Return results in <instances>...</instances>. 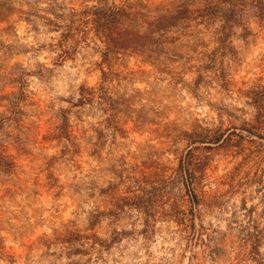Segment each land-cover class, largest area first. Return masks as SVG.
<instances>
[{
    "label": "rangeland",
    "instance_id": "1",
    "mask_svg": "<svg viewBox=\"0 0 264 264\" xmlns=\"http://www.w3.org/2000/svg\"><path fill=\"white\" fill-rule=\"evenodd\" d=\"M130 1L153 22L187 0ZM99 2L0 0V264H264V0H188L210 19L158 47L138 20L145 44L111 62L115 125L79 102L101 42L58 46Z\"/></svg>",
    "mask_w": 264,
    "mask_h": 264
},
{
    "label": "trees",
    "instance_id": "2",
    "mask_svg": "<svg viewBox=\"0 0 264 264\" xmlns=\"http://www.w3.org/2000/svg\"><path fill=\"white\" fill-rule=\"evenodd\" d=\"M218 1L220 4L228 2V0ZM99 3L100 5L85 7L81 10L71 9L68 23L63 26L58 46L62 48L63 56L66 57L69 53L67 49L71 48L73 43L78 44L82 39L87 40L90 34H93L94 38L101 42L104 61L107 63L108 70L103 71L104 80L99 87H84L81 89L79 102L80 104L98 102L102 109L108 113L106 123L115 125L119 123L116 114L119 110L116 108L117 102L110 95L107 82H110L113 75L116 74L111 64L113 56L120 49L128 50L145 44L141 40L143 37L138 34L141 30L135 28V23L142 19H144L142 22L148 23L145 28L146 35L144 36H149V39L158 47L167 42L166 33L169 30L168 28L178 25L179 21H188L198 17L206 18L209 15L205 12H210L211 7L191 9L190 2L187 0L170 8L159 7L160 14L155 16L153 22H148L147 18L149 16L143 14L141 9L138 8L139 5L130 0H125L124 3H117V0H110V2L109 0H101ZM144 7L146 8V5ZM149 11L151 12V10ZM207 19H210V16ZM230 23L231 20L227 19L226 24ZM226 28L227 25L224 26V29ZM161 30H163V33H160ZM151 52L156 53L153 49ZM263 113L261 110L260 114ZM261 117L264 119V115ZM5 158L4 155L0 156L1 170L4 166L12 167L14 165L13 162L4 164ZM3 171L7 172L8 169L6 168Z\"/></svg>",
    "mask_w": 264,
    "mask_h": 264
}]
</instances>
